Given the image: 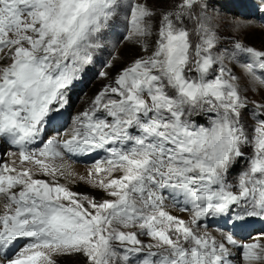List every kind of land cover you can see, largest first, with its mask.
<instances>
[{"label":"snow or ice","instance_id":"snow-or-ice-1","mask_svg":"<svg viewBox=\"0 0 264 264\" xmlns=\"http://www.w3.org/2000/svg\"><path fill=\"white\" fill-rule=\"evenodd\" d=\"M97 65L102 86L73 116ZM251 220L264 21L218 0H0V264H264V230L239 236Z\"/></svg>","mask_w":264,"mask_h":264},{"label":"rangeland","instance_id":"rangeland-1","mask_svg":"<svg viewBox=\"0 0 264 264\" xmlns=\"http://www.w3.org/2000/svg\"><path fill=\"white\" fill-rule=\"evenodd\" d=\"M255 1L257 0H218V5L221 8V11L226 15V16H243L246 18H254L256 20H260L258 16H256L252 10L256 9ZM175 0H170V3L165 4L164 0H149V5L152 7H169L171 6V3H174ZM248 2H251L253 5V8H249L250 12H247L246 7L249 4ZM249 6V5H248ZM247 42L251 45H254L256 48L261 47V39H260V31H256L253 33H250L247 37ZM120 55H124L125 58H127L128 53L125 51L124 45L120 46ZM99 55V53H98ZM99 71V66L92 69L89 72H92V78L91 81L88 82L87 89L77 97V100H73V107L71 109V113L74 116L75 114L79 113L88 103L90 100V97L102 86L103 81L99 78L96 77V73ZM239 71V70H237ZM88 72V73H89ZM249 97L252 99H255L257 101H260L262 99L261 95H254L252 92L248 93ZM67 119V117H66ZM202 119V118H198ZM203 120V119H202ZM70 123V121H69ZM6 160L9 162L13 159H16L15 157H6ZM75 167L73 168L75 174L79 176H84L87 177L88 174V166L87 165H77L74 164ZM245 167L244 164L237 165L236 169L234 170L233 174L230 176V179H235V176L243 170ZM43 178V177H42ZM61 182L63 180L61 179ZM72 187L73 191L79 192V193H87L95 197H100L103 195L102 192H99L91 187H89L87 184L83 182H79L76 185H70ZM174 215L180 216L182 218H187V213H180L175 210H172ZM245 231L248 232V230L245 229ZM255 234V233H253ZM248 233H243L241 237H247ZM56 260L58 261V264H78V262L72 258V257H56Z\"/></svg>","mask_w":264,"mask_h":264},{"label":"bare ground","instance_id":"bare-ground-1","mask_svg":"<svg viewBox=\"0 0 264 264\" xmlns=\"http://www.w3.org/2000/svg\"><path fill=\"white\" fill-rule=\"evenodd\" d=\"M74 167H75V165L73 164V165H72V168H74Z\"/></svg>","mask_w":264,"mask_h":264}]
</instances>
